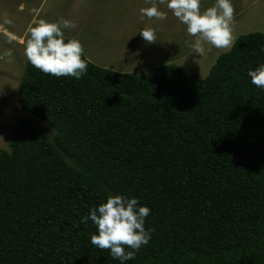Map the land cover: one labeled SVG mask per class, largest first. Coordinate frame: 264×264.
<instances>
[{"label": "trees", "instance_id": "obj_1", "mask_svg": "<svg viewBox=\"0 0 264 264\" xmlns=\"http://www.w3.org/2000/svg\"><path fill=\"white\" fill-rule=\"evenodd\" d=\"M264 33L236 37L201 78L162 64L87 62L77 80L26 59L18 119L0 150V264H120L93 246L89 209L109 195L150 209L149 242L125 264H264Z\"/></svg>", "mask_w": 264, "mask_h": 264}, {"label": "rangeland", "instance_id": "obj_2", "mask_svg": "<svg viewBox=\"0 0 264 264\" xmlns=\"http://www.w3.org/2000/svg\"><path fill=\"white\" fill-rule=\"evenodd\" d=\"M149 2L156 3L154 0H0V150L8 149L18 119L31 122L48 137L54 133L45 121L22 111L17 102L18 84L26 61L27 28L34 19L55 21L63 17L71 20L74 27L64 30L65 35L79 39L85 57L106 64V68L134 72L162 64H177L191 68L201 78L205 77L217 56L227 50L205 44L203 56L196 55L185 43L191 42L193 37L188 36L185 26L175 17L166 26L159 22L161 26L158 28L165 26L164 30L170 28L174 34L170 40L163 37L156 40L161 49L153 51V44L137 45L139 43L130 40L135 22L141 24L143 20V26L147 25L137 6ZM213 2L201 0V10ZM232 5L235 39L241 34L264 33V0H232ZM9 34L13 38L9 39ZM140 47H147L152 58L144 60L142 51L136 49Z\"/></svg>", "mask_w": 264, "mask_h": 264}, {"label": "clouds", "instance_id": "obj_3", "mask_svg": "<svg viewBox=\"0 0 264 264\" xmlns=\"http://www.w3.org/2000/svg\"><path fill=\"white\" fill-rule=\"evenodd\" d=\"M160 3L166 5L171 14L185 26L188 36L193 37L191 42L185 43L196 55L203 56L205 44L223 50L232 47L235 39L232 0H214L210 7L203 10L201 0H160ZM140 13L159 20L167 17V13L161 11L156 3L141 8ZM72 27L73 22L63 17L55 21L34 19L27 28L24 44L27 61L45 74L81 79L87 71V62L82 58L84 50L80 40L65 35L64 30ZM139 32L145 41L155 40V32L151 27ZM261 51H264V47ZM246 75L251 84L264 90V63L248 69ZM149 213L150 209L141 205L134 196L109 195L104 202L90 208L88 214L81 217L80 223L90 220L96 228L95 233L90 234V243L97 248L108 249L113 259L125 264L134 259L140 247L150 240L154 229L144 226Z\"/></svg>", "mask_w": 264, "mask_h": 264}, {"label": "crops", "instance_id": "obj_4", "mask_svg": "<svg viewBox=\"0 0 264 264\" xmlns=\"http://www.w3.org/2000/svg\"><path fill=\"white\" fill-rule=\"evenodd\" d=\"M143 1H145V2H147V0H143ZM155 2H156V4H157V1H159V3H160V0H154ZM154 3V2H153ZM153 3H151V2H149V3H144V4H139L137 7H138V13L139 14H141L140 13V9L141 8H147V7H150ZM157 6H158V8L161 10V11H164V12H166L167 13V17H166V19H164V20H159V19H157V18H155V17H152V18H149V17H146V16H142L141 15V17L142 18H144L145 20H146V22H147V25H144L143 26V23H142V21L143 20H141V24H140V22L138 21V23L137 22H135L136 23V25H135V27L134 28H132L133 30L131 31V36H130V40H131V38L135 41V43H139V44H137V45H142L144 42H146V43H150V44H153V46L151 47V50H156V49H161L160 47H158L157 45H156V40L157 39H161L162 37L163 38H165V39H167V40H170V39H172V37L174 36V34H173V32H171L170 30H172V29H168L167 31H169V32H167L166 30H164V28H165V26H166V24L167 23H170L171 21H172V17H174L172 14H171V11L170 10H168L167 8H166V5L165 4H163V3H160V4H157ZM20 7H22V5L20 6ZM140 16V15H139ZM141 17H138V18H141ZM161 22H164V27H161V28H158L159 26H161V24L160 23ZM167 25H169V24H167ZM146 27H151L152 29H154V32H155V40L154 41H152V42H147V41H145L142 37H141V35H140V30L141 29H144V28H146ZM171 32V33H170ZM136 49H138V50H140V51H142V53H141V56H142V58H144V60H147V59H150V58H152V56H150V51H148V50H146L147 49V47H143V48H136ZM136 57H138V56H136ZM87 58V57H86ZM141 58V59H142ZM91 60V59H90ZM91 61H93V60H91ZM94 62V61H93ZM94 63H96L97 65H100V66H103V67H106L105 65L106 64H101V63H97V62H94ZM109 63V62H108ZM142 67V66H141ZM112 69V68H111ZM114 70V69H113ZM120 72H122V71H120ZM133 72V71H132Z\"/></svg>", "mask_w": 264, "mask_h": 264}]
</instances>
